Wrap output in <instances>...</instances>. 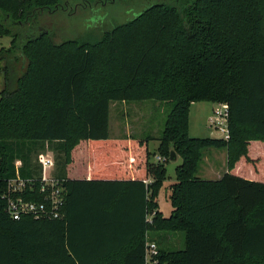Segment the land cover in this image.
Segmentation results:
<instances>
[{
	"label": "trees",
	"instance_id": "16d2710c",
	"mask_svg": "<svg viewBox=\"0 0 264 264\" xmlns=\"http://www.w3.org/2000/svg\"><path fill=\"white\" fill-rule=\"evenodd\" d=\"M60 2L0 0V37H11L10 47L0 48L7 62L0 91V264H93L73 242L84 231L75 209L83 182L67 171L79 158L88 159L92 177L134 178L128 188L135 182L142 188L135 244L126 237L116 246L123 259L100 264H130L135 253L144 264L146 242L155 241L150 234L173 232L183 234V248L155 241L158 264H264V0H156L93 41L55 43L46 31L22 36L13 28ZM17 50L25 62L18 74L11 66ZM142 100L172 104L156 152L148 149L150 136L109 135L110 101ZM202 101L228 104V140L189 135L190 105ZM45 142L56 151L53 173L63 180L62 216L13 219L2 197L8 180L18 175L38 184L41 168L30 153ZM210 147L227 150L228 171L218 179L197 176ZM171 150L182 161L164 216L156 198ZM156 154L165 160L152 161ZM127 194L116 196L114 207ZM24 198L43 196L36 189ZM153 210L150 223L145 217Z\"/></svg>",
	"mask_w": 264,
	"mask_h": 264
},
{
	"label": "rangeland",
	"instance_id": "374dc122",
	"mask_svg": "<svg viewBox=\"0 0 264 264\" xmlns=\"http://www.w3.org/2000/svg\"><path fill=\"white\" fill-rule=\"evenodd\" d=\"M156 0H107L105 2H95V0H61L56 9H39L32 18H29L20 25H14L22 36L36 35L40 32H48L50 38L55 43H60L68 39H87L91 41L99 39L105 31L111 30L115 25L134 17L144 9L149 2ZM11 37H0V48L10 47ZM17 63L12 64L15 73L24 68L20 50H17ZM5 60L0 61V91L5 82ZM9 65L8 68H11ZM12 69V68H11ZM9 70V69H8ZM13 70V69H12ZM15 73L14 76H15ZM12 76L10 77V79ZM12 80V79H11ZM13 84V80H12ZM199 104V116H195L193 110L189 117V135L193 137H217L221 134L209 126V117L214 106L212 102H197ZM169 102H159L153 100H142L138 102L110 101L108 130L110 136L123 135L126 128L129 134L136 137L150 136L148 149L155 152L158 145V138L163 128L165 119L171 109ZM216 148H207L202 151L204 156L212 157ZM226 150V149H225ZM264 155V151H260ZM227 153V150H226ZM56 151L47 142L32 146L30 158L33 164L41 166L42 158L52 159L55 162ZM227 155V154H226ZM201 159V160H202ZM151 160H155L152 157ZM182 159L178 155L177 160L169 159L166 163V180L160 190L159 201L163 209L169 208V184L175 181V166L181 163ZM201 162V161H200ZM18 166L20 160H15ZM52 171H55V165ZM220 168V167H219ZM198 176H205L204 163H199ZM169 186V187H168ZM150 234V240L153 239ZM183 237L182 233H179ZM177 243V242H176ZM183 248V242L173 249Z\"/></svg>",
	"mask_w": 264,
	"mask_h": 264
},
{
	"label": "crops",
	"instance_id": "0c3cea01",
	"mask_svg": "<svg viewBox=\"0 0 264 264\" xmlns=\"http://www.w3.org/2000/svg\"><path fill=\"white\" fill-rule=\"evenodd\" d=\"M199 107L200 106L197 102L191 103L189 117L191 110H193L195 116H199ZM128 131L129 129L127 127L126 132L123 135L111 137L130 136ZM252 143L258 142L253 141ZM226 154L225 148H216L212 157L204 156L200 163H204L206 175L202 177L197 176L203 179L220 178L228 171ZM177 157L178 154L175 153L173 160H177ZM77 161V163L75 162L69 165L67 177L73 180H81L83 182L76 186L77 195L75 197V209L79 212L80 219L82 220L79 227L84 231L79 234L73 242L76 243L79 255L88 262L92 261L93 264H100L109 257H114L121 261L125 252L123 249H116L117 244L123 243L126 237L130 240L128 245L135 244L140 232L139 229L142 222V188L140 183L135 182L128 188L127 183H131V180H135L134 178L92 177L90 174L88 159L79 158ZM150 180L149 177L142 180L146 200L148 199L147 185ZM121 182H125V184H122ZM171 184H169V186ZM125 191L128 192L127 197L123 198L120 204L114 207L115 198H117L116 196L124 194ZM159 194L160 191L156 198L158 210L162 215L168 216L172 207L169 206L166 210L163 209L159 201ZM148 218L149 215L146 213V221H148ZM153 235L154 240L157 241L162 248L173 249L183 242V237L180 236L178 232L155 233ZM130 264H141L138 253L131 254Z\"/></svg>",
	"mask_w": 264,
	"mask_h": 264
},
{
	"label": "built area",
	"instance_id": "2783aa9c",
	"mask_svg": "<svg viewBox=\"0 0 264 264\" xmlns=\"http://www.w3.org/2000/svg\"><path fill=\"white\" fill-rule=\"evenodd\" d=\"M229 106L226 102L214 103L209 117V126L221 134L224 140L229 139L228 129ZM165 157L155 156V161H164ZM41 173L38 184L34 179H24L15 176L8 180L7 191L2 195L6 199V211L13 219L23 217L34 219H52L62 216V207L65 201L63 180L56 177L52 171L54 161L42 158ZM36 189L42 194L41 201L25 199L24 193L33 194ZM153 210L148 221L151 223ZM158 245L155 241L146 242L144 264H158Z\"/></svg>",
	"mask_w": 264,
	"mask_h": 264
},
{
	"label": "water",
	"instance_id": "95a60500",
	"mask_svg": "<svg viewBox=\"0 0 264 264\" xmlns=\"http://www.w3.org/2000/svg\"><path fill=\"white\" fill-rule=\"evenodd\" d=\"M175 156V152L173 150L170 151V159H173Z\"/></svg>",
	"mask_w": 264,
	"mask_h": 264
},
{
	"label": "flooded vegetation",
	"instance_id": "af4514ba",
	"mask_svg": "<svg viewBox=\"0 0 264 264\" xmlns=\"http://www.w3.org/2000/svg\"><path fill=\"white\" fill-rule=\"evenodd\" d=\"M105 1H107V0H95V2H101V3H102V2H105ZM56 8H58V6H56L55 9H56Z\"/></svg>",
	"mask_w": 264,
	"mask_h": 264
}]
</instances>
